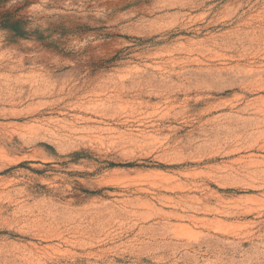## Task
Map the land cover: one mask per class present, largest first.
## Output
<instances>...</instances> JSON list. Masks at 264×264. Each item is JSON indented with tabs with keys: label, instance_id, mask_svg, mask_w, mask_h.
Returning a JSON list of instances; mask_svg holds the SVG:
<instances>
[{
	"label": "rangeland",
	"instance_id": "1",
	"mask_svg": "<svg viewBox=\"0 0 264 264\" xmlns=\"http://www.w3.org/2000/svg\"><path fill=\"white\" fill-rule=\"evenodd\" d=\"M0 264H264V0H0Z\"/></svg>",
	"mask_w": 264,
	"mask_h": 264
}]
</instances>
